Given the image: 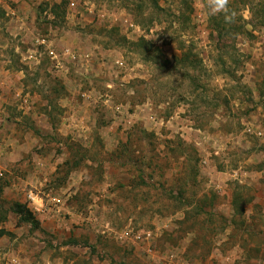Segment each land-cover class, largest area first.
<instances>
[{"label": "rangeland", "instance_id": "obj_1", "mask_svg": "<svg viewBox=\"0 0 264 264\" xmlns=\"http://www.w3.org/2000/svg\"><path fill=\"white\" fill-rule=\"evenodd\" d=\"M229 7L0 0V264H264V0Z\"/></svg>", "mask_w": 264, "mask_h": 264}, {"label": "clouds", "instance_id": "obj_2", "mask_svg": "<svg viewBox=\"0 0 264 264\" xmlns=\"http://www.w3.org/2000/svg\"><path fill=\"white\" fill-rule=\"evenodd\" d=\"M229 5L230 0H206L209 15L223 14L225 22L231 24L236 22L237 14L234 10L230 9Z\"/></svg>", "mask_w": 264, "mask_h": 264}, {"label": "trees", "instance_id": "obj_3", "mask_svg": "<svg viewBox=\"0 0 264 264\" xmlns=\"http://www.w3.org/2000/svg\"><path fill=\"white\" fill-rule=\"evenodd\" d=\"M155 4H156V3H155ZM55 6H58V5H55ZM155 7H156V9H160V8H159V6H158L157 4H156V6H155Z\"/></svg>", "mask_w": 264, "mask_h": 264}]
</instances>
